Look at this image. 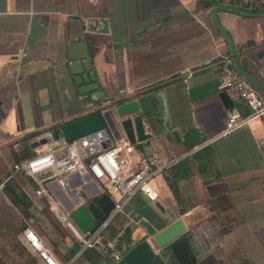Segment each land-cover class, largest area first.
Returning <instances> with one entry per match:
<instances>
[{
    "label": "crops",
    "instance_id": "crops-1",
    "mask_svg": "<svg viewBox=\"0 0 264 264\" xmlns=\"http://www.w3.org/2000/svg\"><path fill=\"white\" fill-rule=\"evenodd\" d=\"M216 5L264 11V0H0V219L20 220V240L37 264L47 263L26 240L27 228L60 264H171L173 255L152 240L173 221L170 212L193 214L188 264H264V119L222 135L230 106L247 109L223 85L220 61L231 56L210 15ZM218 17L241 67L264 84V17ZM75 77L98 83L102 103L142 98L153 106V137L139 153L168 166L153 181L159 198L148 201L150 216L127 206L97 248H85L57 217L66 211L58 196L71 184L96 192L82 173L46 181L38 195L35 179L15 171L47 131L101 105L84 101Z\"/></svg>",
    "mask_w": 264,
    "mask_h": 264
},
{
    "label": "built area",
    "instance_id": "built-area-1",
    "mask_svg": "<svg viewBox=\"0 0 264 264\" xmlns=\"http://www.w3.org/2000/svg\"><path fill=\"white\" fill-rule=\"evenodd\" d=\"M26 56V53H23ZM221 78L226 89L233 90L243 101L247 114L231 106L227 112L226 127L222 135L246 125L251 119H264V96L260 90L242 78L236 71L229 56L221 59ZM47 142L36 150V155L29 160L15 165V171L24 172L40 185L38 195L46 192L42 186L46 181L61 180L73 174L81 176L96 189L95 183L113 199L115 207L111 214L88 236L83 235L72 222L68 212L57 209L60 223L70 229L85 248L100 246L105 230L115 217L124 213L130 201L138 194H143L151 201L159 198L153 181L168 166L151 156H141L127 139L122 138L103 148L107 137L101 132L85 136L74 142H68L62 136L46 134ZM40 175H42L40 177ZM6 184L0 176V196L4 194ZM26 240L47 264H60L45 242L36 233L27 228Z\"/></svg>",
    "mask_w": 264,
    "mask_h": 264
},
{
    "label": "water",
    "instance_id": "water-1",
    "mask_svg": "<svg viewBox=\"0 0 264 264\" xmlns=\"http://www.w3.org/2000/svg\"><path fill=\"white\" fill-rule=\"evenodd\" d=\"M221 11H228L254 18L264 17V11L249 12L235 7L216 5L210 12L212 20L229 46L230 56L238 74L257 89L264 91V84L254 79L241 67L231 35L219 20L218 13ZM89 80L95 81V77L89 75ZM74 83L78 85V93L85 97L84 101L93 102L95 104L101 103V105H99L93 113L63 124L60 129H58L57 136L64 137L68 142H74L85 136L101 132L107 137V141L102 145L103 148L109 146L111 139L118 141L123 137L141 152L149 145L153 137V135L149 133L150 124L152 122V117L157 114V110L155 111L153 106L152 108L149 107L148 103L142 98L125 101L124 97H118L110 103H102L105 98L99 91L98 83L88 82L87 85H84L79 77L74 78ZM221 96L225 103L228 104L229 98L227 94L223 92ZM46 142L47 138H44L36 143V147ZM61 185L65 186L63 182ZM95 185L96 192L93 195L88 194L84 186L80 188L77 187V189L71 184L72 190L68 189L69 194L58 196L59 201L69 213L72 222L78 230L86 236L93 233L111 214L115 207L114 201L110 195L104 192L96 183ZM170 217L173 221L153 235V243L159 250L173 255V258L168 255L171 264H176V262L178 264H188L184 254L189 250L187 233L193 229V214L177 217L176 214L170 212ZM164 261L165 260H160L159 262L165 264L166 261L165 263Z\"/></svg>",
    "mask_w": 264,
    "mask_h": 264
},
{
    "label": "rangeland",
    "instance_id": "rangeland-1",
    "mask_svg": "<svg viewBox=\"0 0 264 264\" xmlns=\"http://www.w3.org/2000/svg\"><path fill=\"white\" fill-rule=\"evenodd\" d=\"M9 216V215H8ZM17 219V222L12 221ZM0 219V264H37L20 240V220L16 216Z\"/></svg>",
    "mask_w": 264,
    "mask_h": 264
},
{
    "label": "trees",
    "instance_id": "trees-1",
    "mask_svg": "<svg viewBox=\"0 0 264 264\" xmlns=\"http://www.w3.org/2000/svg\"><path fill=\"white\" fill-rule=\"evenodd\" d=\"M212 3H214V2L209 1L207 5H211ZM260 55L262 57L264 55V52H262ZM62 125L54 126L52 129L47 131L46 134L50 133V134L57 136V131H58V129H60V127ZM178 169H179L178 166L171 168V173H172V177H173L172 182H171V186H172L174 192L176 191V183L178 180H180V170H178ZM148 201H150V200L148 198H146L143 194H138L130 201L128 206H129V208H134L136 210V212H139L142 216L148 217V215L150 216V213H151V207H150ZM24 229H25V227H22L20 231H23ZM34 260H35V258H34Z\"/></svg>",
    "mask_w": 264,
    "mask_h": 264
}]
</instances>
